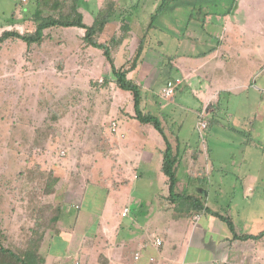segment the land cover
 <instances>
[{
    "label": "rangeland",
    "instance_id": "rangeland-1",
    "mask_svg": "<svg viewBox=\"0 0 264 264\" xmlns=\"http://www.w3.org/2000/svg\"><path fill=\"white\" fill-rule=\"evenodd\" d=\"M34 1L0 0V34L4 30L19 33L34 30L35 24L31 20L35 9ZM40 1L43 15L66 14L71 5V0ZM110 1L86 0L85 9L81 5L78 7L83 15V22L92 23L97 9L105 8ZM233 1L215 0L216 5L212 3L208 10L223 14L226 7L232 9ZM163 2V8L152 25L169 36L174 32L175 17L183 22L186 14L198 12L199 9V2L197 4L195 0L180 8L174 7L172 0ZM23 6H27L26 19H23L24 13L21 11ZM156 8L157 2L151 7L138 5L134 10L130 25L133 37L131 35L122 40L124 45L113 50V61L117 68H128L131 65L144 22ZM12 13L23 20L7 25ZM202 13L203 8L194 18ZM119 25L120 22L111 20L96 39L103 42L113 35L120 36ZM83 34L84 30L78 27H50L43 31L42 41L38 44L26 46L22 41L11 38L0 42V229L3 233L2 245L13 252L38 244V254L44 259L48 254L46 257L49 260L51 250L47 242H51L53 238L59 239L60 234L63 237L67 235L65 232L72 227L70 225L75 219L77 208L74 205L79 202L78 194H82V198L85 195L84 204L93 205L94 201L98 206L102 202L104 191L95 186L100 185L103 189L111 187L109 164L116 157V149L122 147V141L114 136L112 128L122 115L131 119L133 108L129 99L125 95L123 97V93L115 89L113 83L109 84L111 76L102 51L86 45L82 41ZM127 34L126 32L125 36ZM151 36L152 32L148 37ZM159 38L162 39L163 34L160 33ZM155 41L153 38L149 45L157 50ZM144 48L136 60L137 66L141 63L139 61L142 60L141 56L144 57V52L146 54L147 49ZM162 51L163 49L160 50ZM158 54L148 49L145 57L148 64L144 62L145 69L135 74V78L142 80L144 89L149 92L146 103L148 110L153 113H156L157 100L154 101V93L151 94L148 85L156 86L166 79L165 71L170 62L169 57H159ZM105 76H110L108 83L103 81ZM183 100L185 101L181 102L186 103L187 107L176 109L169 128L175 129L174 122L182 126L178 134L179 143L213 146L211 157L221 163V171L226 173L219 174V168L213 169L208 177L203 175V169V174L191 177H188V173H178L177 191L190 193L193 185L199 187V193L209 189L208 202L217 208L218 214L228 217L235 226L251 227L262 221L264 223V192L256 190L253 196L241 199L236 194L239 184L230 177L234 169L233 163L237 165L241 162L244 141L252 138L257 141L263 137V132L260 137L256 135L252 138L242 134L250 128L253 120L251 112L243 110L247 111L245 115L241 109L242 104L235 102V96L228 102L222 96L216 116L218 122L209 124L199 135L195 127L197 116L194 113L197 104L190 95L185 94ZM123 119L126 120L125 117ZM258 121H255L256 124ZM163 128L168 138L174 142V137L168 132L170 129L165 125ZM138 129L148 134L144 138L146 146L134 142L135 146L127 154L130 159H136L139 172H146L144 167L153 160L148 142L158 145L162 139L148 125ZM253 155L250 151L247 156ZM122 157L123 160L129 159L125 155ZM97 160L102 161L95 166L94 162ZM250 160L248 167H252L256 161L255 158ZM129 176L132 182L130 187L133 185L138 193L153 191L156 185L158 189L160 187L158 183L147 182L146 179V185H142V180L135 182L130 171ZM189 178L192 179L189 181ZM216 179H219L217 183L221 181L224 186L218 195L215 194ZM52 250V253L61 256L58 257L60 264H81L80 255L73 251L69 250L66 254L62 252L63 247ZM88 250L87 254L91 255L92 249ZM76 256L78 259H75ZM0 264L18 262L9 253L0 252Z\"/></svg>",
    "mask_w": 264,
    "mask_h": 264
},
{
    "label": "crops",
    "instance_id": "crops-1",
    "mask_svg": "<svg viewBox=\"0 0 264 264\" xmlns=\"http://www.w3.org/2000/svg\"><path fill=\"white\" fill-rule=\"evenodd\" d=\"M111 1L123 7L131 5L135 8L138 5L151 7L156 2L157 7L164 5V0H137L136 3L133 0ZM192 1L172 0V3L174 7L180 8ZM195 2H199L198 7L203 8L202 15L194 18L190 16L191 13L186 14L183 22L179 21V17H175L174 32L170 36L148 26L152 14L145 20L140 37L145 40L143 48L147 51L146 54L144 52V57L141 56V63L138 62V66L136 65L127 77L143 84L142 80L135 78V74L145 69L144 62L148 64V59L145 58L148 49L160 53L159 57L164 55L170 58L169 65L172 70H169V65L166 67V79L156 86L148 85L151 94L154 93V101L157 100L156 111L161 114L162 123L167 128L173 123L176 109L187 107L186 103L181 102L185 101V94L195 100L197 107L194 113L197 122L200 116L203 117L206 120V128L209 124L218 122L216 116L220 109L221 97L225 96L228 102L235 96V102L242 104V111H250L253 117L249 130L246 128L247 132L242 134L252 138L256 135L260 137L263 132V137L257 141L253 138L244 141L245 145L241 147V162L237 165L233 163L234 169L230 174L235 183L239 184L238 190H233L236 189V194L241 199L248 198L253 196L256 190L264 192V186H260L264 184V0H234L232 9L226 7L223 14L208 10L212 3L216 5L215 0ZM132 21L133 17L129 26ZM106 25L104 29L108 27ZM130 31H127L123 41L131 37ZM150 32L151 38L148 37ZM160 33L163 34L162 39L159 38ZM153 38L156 40L154 43L157 50L149 45ZM123 41L120 47L124 45ZM156 60L159 61V58ZM114 65L117 67L115 61ZM170 77L177 81V86L171 96L164 98L160 94ZM115 89L129 99L133 108L131 95L116 87ZM247 111H243L245 115ZM226 112L229 110L226 109ZM122 116L128 119L125 115ZM123 117L115 123L113 131L114 136L122 141V147L116 149V157L109 164L111 187L103 189L100 185L95 186L104 191L102 202L98 206L94 201L93 205L84 204L85 195L83 194L82 198V194H78L80 198L74 205L77 211L74 222L70 225L72 227L65 232L66 236L60 234L59 239L53 238L51 242H47L51 256L49 260L46 257L48 254L45 256V264L61 263L58 258L61 256L52 253V249L57 247H63L62 252L66 254L70 250L80 255L81 264H264V235L255 239L239 237L242 234L256 235L264 231L263 221L251 227L235 226L233 223V235L229 226L211 213L181 210L175 202L169 200L167 178L161 171V152L165 147L162 136L149 124L139 123L134 118H129L127 122ZM255 121H258L257 124ZM145 125L152 127L161 136L162 142L158 145L148 142L153 160L144 167L146 172H139L136 159H130L127 153L135 146L134 142L146 146L144 138L148 134L138 129ZM173 128L175 129L169 128L168 132L173 134V137L176 136L174 142L169 139L173 151L178 155L175 166L176 192L194 196L211 211L219 213L217 208L208 202L209 189L199 193V187L193 185L194 191L191 189L190 193H186L177 191L176 188L179 184L178 173H188V177H191L203 174V169V175L208 177L215 168L220 169L219 174L226 173L221 171V163L211 157L213 146L206 144L200 147L187 142L179 143L178 134L182 126L174 122ZM165 134L167 135L166 131ZM250 151L254 153L253 157L247 156ZM122 155L129 159H121ZM250 157L256 159L252 167H248ZM101 161L94 162L95 166ZM129 171L135 182L142 180V185H146V181H152L159 184V189L156 185L153 191L138 193L133 185L130 187L132 182ZM191 179L189 178V181ZM218 181L219 179H216V183ZM223 188L220 181L216 184L215 194L218 195ZM157 241L160 244H157ZM88 249H92L91 255L87 254ZM75 259H78V256Z\"/></svg>",
    "mask_w": 264,
    "mask_h": 264
},
{
    "label": "trees",
    "instance_id": "trees-1",
    "mask_svg": "<svg viewBox=\"0 0 264 264\" xmlns=\"http://www.w3.org/2000/svg\"><path fill=\"white\" fill-rule=\"evenodd\" d=\"M35 9L33 10L31 20L34 22V30L28 31L25 33H19L17 31L4 30L0 34V42L6 39H18L22 41L26 46L31 44H38L42 41L43 31L50 27H78L84 30V34L82 37V41L95 49H99L102 51V55L104 59L108 63V72L111 76V82L113 85L122 90L126 91L131 95L133 102V117L139 123L149 124L152 126L163 138L165 147L162 150V163H161V171L167 178L168 184V198L170 201L175 202L181 210L184 212H208L213 216L219 217L222 221L226 222L227 226H229L233 235L234 233V224L232 221L226 217L222 216L216 212L211 211L208 207L204 206L202 202L188 194L178 193L175 190L176 183V174H175V166L178 160V155L173 151L170 140L168 136L165 134L163 123L160 115L157 113H153L148 110L146 100L148 98L149 92L144 89L142 83H136L134 80L127 77V74L136 67L137 58L141 55L143 50L145 40L140 39L136 53L134 55V59L131 65L128 68L123 67H115L113 61V50L117 49V47L122 42L125 37V33L130 29V21L133 14V11L136 9L135 7L129 5L128 7H123L113 2H107V6L105 8H98L95 16L93 18L92 23L85 24L83 22V15L78 10V7L81 5L84 9L86 7V0H71V5L69 12L66 14H59L57 16L53 15H43L41 10V1L35 0ZM44 4V2L42 1ZM163 3V2H162ZM121 8V10H119ZM163 8V5L157 7L151 16V21L149 23V27H153L152 23L154 22V18L157 16L159 11ZM116 9V11H115ZM195 9V8H194ZM26 10L27 6L21 7V11L24 13L23 19H26ZM202 10V7H199L198 12L192 11L190 14L191 17H194L196 13H199ZM229 11V10H228ZM23 19L17 18L13 13L10 17L7 25H12L17 22H21ZM111 20H115L120 22V36L113 35L107 41L99 42L96 37L99 36L104 26L110 22ZM153 21V22H152ZM169 70H172V66L169 65ZM108 76V77H110ZM108 77L105 76L103 78L104 83H108ZM176 80L170 77L168 83H175ZM151 95V94H150ZM173 136V134H171ZM174 138L176 136L174 135ZM59 209V208H57ZM58 211V210H57ZM264 235V231L259 232L256 235L251 234H242L239 237L242 239H255ZM3 233L0 229V252L9 253L12 257L16 259L18 264H45V259L41 257L37 252V245H33L31 247L25 248L22 251L13 252L11 250L6 249L2 244ZM41 238V236H40Z\"/></svg>",
    "mask_w": 264,
    "mask_h": 264
},
{
    "label": "built area",
    "instance_id": "built-area-1",
    "mask_svg": "<svg viewBox=\"0 0 264 264\" xmlns=\"http://www.w3.org/2000/svg\"><path fill=\"white\" fill-rule=\"evenodd\" d=\"M177 86V81H175V83H168L166 87H164L161 91V96L166 98L167 96H171L174 91H175V87ZM206 120L200 116L198 122H197V130L199 133H201L205 128H206ZM112 130L114 131V127L112 128ZM126 211V210H125ZM157 244H160L159 241L156 242Z\"/></svg>",
    "mask_w": 264,
    "mask_h": 264
}]
</instances>
